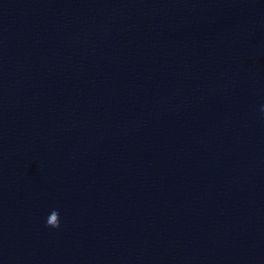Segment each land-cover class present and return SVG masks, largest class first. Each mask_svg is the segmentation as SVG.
<instances>
[{
    "label": "water",
    "instance_id": "1",
    "mask_svg": "<svg viewBox=\"0 0 264 264\" xmlns=\"http://www.w3.org/2000/svg\"><path fill=\"white\" fill-rule=\"evenodd\" d=\"M262 104L264 0H0V264H264Z\"/></svg>",
    "mask_w": 264,
    "mask_h": 264
},
{
    "label": "clouds",
    "instance_id": "2",
    "mask_svg": "<svg viewBox=\"0 0 264 264\" xmlns=\"http://www.w3.org/2000/svg\"><path fill=\"white\" fill-rule=\"evenodd\" d=\"M260 113L262 116H264V104L260 106ZM45 226L53 229L60 227V213L57 209L54 208L49 212L48 216L46 217Z\"/></svg>",
    "mask_w": 264,
    "mask_h": 264
}]
</instances>
